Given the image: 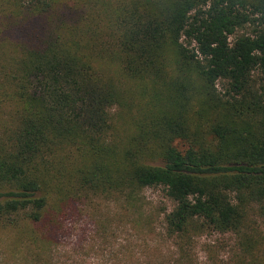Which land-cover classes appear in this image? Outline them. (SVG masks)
I'll return each instance as SVG.
<instances>
[{
	"label": "trees",
	"instance_id": "1",
	"mask_svg": "<svg viewBox=\"0 0 264 264\" xmlns=\"http://www.w3.org/2000/svg\"><path fill=\"white\" fill-rule=\"evenodd\" d=\"M151 186L173 202L153 247ZM113 196L115 264H193L212 231L236 237L228 264H264V0H0V228L62 264L61 213Z\"/></svg>",
	"mask_w": 264,
	"mask_h": 264
},
{
	"label": "rangeland",
	"instance_id": "2",
	"mask_svg": "<svg viewBox=\"0 0 264 264\" xmlns=\"http://www.w3.org/2000/svg\"><path fill=\"white\" fill-rule=\"evenodd\" d=\"M251 31L252 27L246 25L239 28L235 35ZM233 38L231 36L230 41ZM217 86L220 89L222 82H218ZM121 112L122 110L117 107L112 110L111 124L113 122L115 131L122 135L127 122L119 118ZM140 197L143 205L142 212L151 213L154 216L153 234L148 235L151 241L150 246L153 247L152 239L162 232V219L165 213L172 209L173 202L167 197L162 186L146 187L141 191ZM120 203L115 196L107 199L101 197L92 198V200L76 199L69 203L68 209L61 213L62 223L66 225L65 231H61V235L52 243L56 253H60L59 260L62 264H115L117 258L113 257L117 253L120 238L124 237L121 233L123 220H120V217L123 209ZM252 220L258 226L257 230L264 235V217L254 210ZM97 221L105 224V231L110 237L108 242L101 240ZM83 234L86 236L83 242L84 250L74 249L78 247V237ZM17 236H19L17 231L0 228V264H27L24 259L23 245L18 244ZM90 236L93 237L92 241L87 239ZM189 245L191 249L188 252L193 264H228L233 260L232 253L236 245V237L232 233L205 232L194 238ZM162 251H172L169 239L162 244ZM262 260L264 261V258ZM135 262L136 260L133 261Z\"/></svg>",
	"mask_w": 264,
	"mask_h": 264
}]
</instances>
